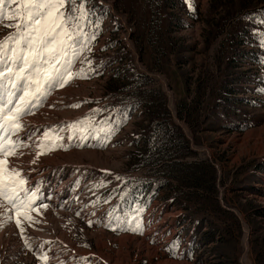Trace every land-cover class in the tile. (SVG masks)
<instances>
[{
    "label": "rangeland",
    "instance_id": "rangeland-1",
    "mask_svg": "<svg viewBox=\"0 0 264 264\" xmlns=\"http://www.w3.org/2000/svg\"><path fill=\"white\" fill-rule=\"evenodd\" d=\"M25 2L13 0L6 7L14 18L0 24V41L16 32L21 17L15 9ZM230 3L244 10L241 18L250 10L264 12V0H87L91 24L84 31L89 37L95 33V39L87 42L91 51L85 49L73 62L74 78L68 84L51 87L43 103L23 117L19 136L28 147L20 149L23 156L9 158L10 164L23 169L27 186L37 190L39 198L29 213L32 221L21 215V226L15 223L10 205L5 202L0 209L4 213L0 215V264H45L40 259L45 253L47 264H264V216L259 212L264 208L262 13L244 18L240 28L250 32L236 36L239 53L226 71L234 96L243 99V116L252 125L240 130L210 129L219 120L207 118L208 82L201 89L204 98L194 136L187 129L194 146L205 149L200 157L219 166V200L223 198L240 215H236L240 226L233 227L231 242L218 249H213L216 243L205 244L202 232L190 220L183 221L185 209L167 198V190L136 205L120 203L115 191L120 181L148 174L134 159L137 134L148 119L144 102L140 103V88L121 87L123 82L137 85L131 78L130 58L110 64V56L129 51L135 63L138 56L143 68L159 74L172 93L176 116L187 128L175 104L183 98L191 102L200 94L198 78L204 64L208 70H217L214 57L227 42L233 22L213 40L209 41L207 31ZM19 63L11 64L5 57L0 72H6L10 64L16 70ZM154 78L157 82L144 88L163 91L169 104L164 82ZM112 82L124 90L117 91ZM0 85V100H6L9 90L19 96L23 87L20 83L10 89L7 80ZM117 106L122 108L118 113ZM52 130L53 138L60 139L48 151L52 145L43 134ZM42 143L45 154L33 164ZM220 251L225 255L220 257ZM228 254L237 255V261H229Z\"/></svg>",
    "mask_w": 264,
    "mask_h": 264
},
{
    "label": "trees",
    "instance_id": "trees-1",
    "mask_svg": "<svg viewBox=\"0 0 264 264\" xmlns=\"http://www.w3.org/2000/svg\"><path fill=\"white\" fill-rule=\"evenodd\" d=\"M243 11L234 3H230L210 24V30L207 31L209 41L219 36L225 27L233 22L227 32V42H224L215 54L214 62L217 70L215 72L208 70L207 64H204V69L198 78L197 91L200 94L191 102L183 98L175 104L178 116L185 118L187 129L193 136L198 124V112L202 111L204 94L201 89L208 82L210 87L205 90L210 101L205 106L208 111L207 118L219 120L218 124L217 122L210 124V129L240 130L252 125V121L243 116L240 108L243 99L234 96L233 81L226 76L227 67L239 53L235 47L238 43L235 42L236 36L243 37L250 32L247 27L240 28L244 18L249 14L262 13V10L254 9L241 18ZM261 15H264V12ZM114 18L119 21L118 18ZM125 57L130 58L131 78L137 85L129 86L128 82H123L121 87L140 88L139 94L142 99L140 103L144 102L148 119V123L143 125L137 134L136 143L139 148L134 153V159L137 167L148 169V174L142 178L120 181L115 188L116 196L120 203L128 202L136 205L142 201L147 202L162 190H167V198L185 209L181 216L183 221L190 220L191 226H196L197 230L202 232L205 244L216 243L213 249H218L230 243L233 227L239 228L240 222L236 214L224 208L218 198L217 168L207 158L200 157L203 156L202 152L193 149L185 131L172 116L166 94L157 88H144L157 82V79L139 71L129 51H116L110 56L109 62L112 64L122 61ZM112 85L118 88L117 91L124 90L119 87L118 82ZM121 109V106H117L114 111L118 113ZM197 157L199 158L194 159ZM174 179L175 183H173ZM259 212L264 216V208ZM205 227L207 229L203 231ZM223 255L224 252L220 251L219 256ZM226 257L231 262H236L238 259L235 254H228Z\"/></svg>",
    "mask_w": 264,
    "mask_h": 264
},
{
    "label": "snow or ice",
    "instance_id": "snow-or-ice-1",
    "mask_svg": "<svg viewBox=\"0 0 264 264\" xmlns=\"http://www.w3.org/2000/svg\"><path fill=\"white\" fill-rule=\"evenodd\" d=\"M11 3L13 0H0V24L6 18H14L6 11ZM86 4L87 0H79V3L77 0H26L15 9V15L21 17L16 32L0 41V63L5 57L11 64L20 62L16 70L10 64L6 72H0V81L7 80L10 89H17L20 83L23 84L19 96L9 90L6 100H0V209L5 202L10 205L18 226L22 224L21 215L32 221L29 213L39 196L37 190L27 186L23 169L10 164L9 158L23 156L20 149L28 147L19 136L24 128L23 117L31 113L33 106L43 103L51 87L68 84L74 78L73 62L85 49L91 51L87 42L95 39V33L89 37L84 31L91 24ZM69 5L70 8L67 7ZM88 63L91 65L92 61ZM79 123L72 127L76 128ZM54 132L43 134L52 145L47 147L48 151L57 146L56 139H60L58 136L53 138ZM58 146L64 147L63 144ZM45 148L42 143L31 163L35 164L39 156L45 154ZM43 207L47 208V205ZM35 210L39 211V208ZM3 214L0 211V215ZM8 219L12 220L13 216L9 215ZM20 230L23 232V227ZM25 244H28L27 240ZM40 259L47 264L46 253Z\"/></svg>",
    "mask_w": 264,
    "mask_h": 264
},
{
    "label": "water",
    "instance_id": "water-1",
    "mask_svg": "<svg viewBox=\"0 0 264 264\" xmlns=\"http://www.w3.org/2000/svg\"><path fill=\"white\" fill-rule=\"evenodd\" d=\"M121 18H122V17H121ZM123 21H124V20H123ZM131 48H133V47H131ZM138 58H139V57L137 56L136 63H137V65H138V67H139L141 70H143V71L145 72V74H147V75H149V76L157 77V78H159L160 80H162V81L164 82V85H165V91H166V93H167V95L169 96L170 101H171V102H169V105H168V106H169V109L171 110V113H172V115H173V118L175 119V121L177 122V124H178V125H179V126L185 131L187 137L190 139V141H191V143H192V147H193V149H194V150H197V151H199V152H203V151H205V149H198V148H196V147L194 146V138L189 134L187 128L184 126V124H183V123L179 120V118L176 116V114H175V112H174L173 104H172V103H173V102H172L173 96H172L171 91L168 89V86H167V83L165 82V80H164L159 74H157V73H154V74H153V73H150V72L147 71L145 68H143V67L141 66V64H140ZM207 152H208V151H207ZM213 165L218 169V171H219V173H220L219 166H218L217 164H215V163H213ZM220 201H221V204H222V206H223L224 208H226L227 210H230V211L234 212L237 216L240 217L238 211H237L236 209H234V208L228 207V206L225 204L223 198H220ZM245 248L248 249V244H247V243H245Z\"/></svg>",
    "mask_w": 264,
    "mask_h": 264
},
{
    "label": "bare ground",
    "instance_id": "bare-ground-1",
    "mask_svg": "<svg viewBox=\"0 0 264 264\" xmlns=\"http://www.w3.org/2000/svg\"><path fill=\"white\" fill-rule=\"evenodd\" d=\"M34 234H36V233H34ZM36 237H37V236H36ZM36 237H35V238H36ZM41 237H42V236H40V238H41ZM31 239H33V238H31ZM37 239H38V238H37ZM33 241H34V240H33Z\"/></svg>",
    "mask_w": 264,
    "mask_h": 264
},
{
    "label": "crops",
    "instance_id": "crops-1",
    "mask_svg": "<svg viewBox=\"0 0 264 264\" xmlns=\"http://www.w3.org/2000/svg\"><path fill=\"white\" fill-rule=\"evenodd\" d=\"M83 253V252H82Z\"/></svg>",
    "mask_w": 264,
    "mask_h": 264
}]
</instances>
